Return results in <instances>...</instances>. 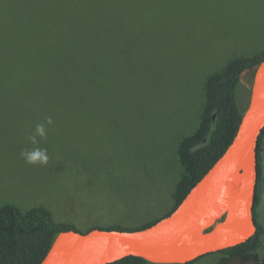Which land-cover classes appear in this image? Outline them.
Returning <instances> with one entry per match:
<instances>
[{"label": "rangeland", "instance_id": "obj_1", "mask_svg": "<svg viewBox=\"0 0 264 264\" xmlns=\"http://www.w3.org/2000/svg\"><path fill=\"white\" fill-rule=\"evenodd\" d=\"M19 1L0 13V208L44 206L57 222L81 229L139 226L168 213L182 174L178 147L200 123L206 78L231 57L264 47V0ZM71 1L85 9L76 15L87 18L88 29L104 23L101 44H87L86 79L70 86L42 73L33 82L20 66L47 72L61 42L63 52L86 46L81 35L78 45L66 38L73 12L62 13L60 3ZM47 17L62 19L54 28ZM253 81V71L243 72V111ZM37 147L46 149L47 164L21 155ZM262 155L264 172V144ZM258 210L264 226V190ZM256 254L264 257V237Z\"/></svg>", "mask_w": 264, "mask_h": 264}, {"label": "water", "instance_id": "obj_2", "mask_svg": "<svg viewBox=\"0 0 264 264\" xmlns=\"http://www.w3.org/2000/svg\"><path fill=\"white\" fill-rule=\"evenodd\" d=\"M263 130L264 61L255 66L249 104L232 142L170 215L139 230H63L40 264H109L127 256L187 264L247 241L257 230V148ZM227 264L264 260L244 254Z\"/></svg>", "mask_w": 264, "mask_h": 264}, {"label": "trees", "instance_id": "obj_3", "mask_svg": "<svg viewBox=\"0 0 264 264\" xmlns=\"http://www.w3.org/2000/svg\"><path fill=\"white\" fill-rule=\"evenodd\" d=\"M4 3H7L11 10H15V8L19 7L21 4L19 0H0V13L5 9L3 8ZM60 4H65L62 6L66 7L64 11L60 10L62 13L69 14L73 12L72 15L68 16L69 18H65L68 25L66 22L63 24V27L65 25L68 26L66 33L69 34H66V38H71V36H73L72 39H74L78 45L79 42L81 43V41H83L79 38V35L83 36L85 39L83 42L86 43L85 48L79 47V51L73 49L63 52L61 49H66V41H63L60 43L62 46L61 49L57 51H55V49L53 50L55 55L52 57V62L45 66L47 72H43L42 66H40L39 72H37L33 66L27 67L26 64L22 65V67L20 66V69H25L26 71L28 68V71L32 74V78H29L33 82H38L39 76H41L42 73L45 75L48 73L47 77H49V75H56L55 78L60 79V82L72 86V84H76L77 82L83 83L86 79L87 65L85 62L87 47L89 43L92 42L95 45L101 44L102 39L99 38L97 34L103 30L104 23H102L100 19H97L94 24L95 28L90 30L86 27L88 23L87 18H80L76 15L77 12L82 13L85 11V9L83 11L79 9V1ZM27 7L25 9H27ZM36 14L38 15V13ZM46 19H48V22L55 21L56 24L53 27L57 28L62 18L55 20V18L47 17ZM31 21L32 24H34V21L36 23L40 22L36 18H34V20L31 18ZM0 26H2L1 22ZM70 44L72 43L70 42ZM70 48H72V46H70ZM2 53L4 54V52ZM263 61L264 47L257 48L248 54L231 57L224 65L206 78V101L201 113L200 123L192 133L186 135L182 139L178 147L182 174L175 185L173 194L174 204L168 213L139 226H124L122 224L109 223L97 224L94 222L90 223L85 229H81L80 227L82 225H77V223L57 222L49 209L44 206L33 207L23 212L13 204H5L0 208V264H40L52 246L56 236L63 230L76 229L82 232H88L94 228L139 230L149 227L163 217L170 215L182 202L191 188L208 172L232 142L245 111L240 108L238 99L242 74L246 70H251L253 71L254 78L255 66ZM15 67L17 68V66ZM11 69L13 70V67H11L10 70ZM52 70H54V73ZM25 73L26 72H24V74ZM1 81L0 78V82ZM37 107L38 105H34L33 109ZM57 109H61V107ZM263 144L264 130L259 138L257 148L259 178L254 205V220L257 225V230L247 241L234 247L214 252L221 254L218 264H227L230 258L242 256L244 254L259 258L256 251L260 248L264 237V226L260 220V213L258 210L264 190ZM199 259L200 258L187 264L194 263ZM261 259L264 260V257H261ZM109 264L155 263L143 257L127 256Z\"/></svg>", "mask_w": 264, "mask_h": 264}, {"label": "clouds", "instance_id": "obj_4", "mask_svg": "<svg viewBox=\"0 0 264 264\" xmlns=\"http://www.w3.org/2000/svg\"><path fill=\"white\" fill-rule=\"evenodd\" d=\"M48 123H52L51 118H49ZM36 134L39 135L40 137L44 138L46 137V131L45 127L43 124H39L36 127ZM32 142L35 144L36 143V138L35 136L30 137ZM21 155L25 158L26 162L29 164H47L48 162V155L46 153V149H41V148H33L30 150H25L21 153Z\"/></svg>", "mask_w": 264, "mask_h": 264}]
</instances>
